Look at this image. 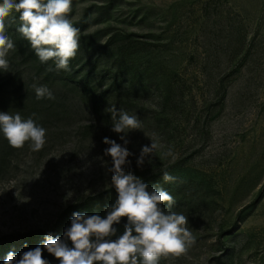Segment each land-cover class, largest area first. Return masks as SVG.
<instances>
[{"label": "rangeland", "instance_id": "374dc122", "mask_svg": "<svg viewBox=\"0 0 264 264\" xmlns=\"http://www.w3.org/2000/svg\"><path fill=\"white\" fill-rule=\"evenodd\" d=\"M69 18L95 47L111 40L114 52H133L129 82L143 92L124 111L142 127L126 136L125 171L167 190L197 238L160 264H264V0H73ZM74 102L41 151L26 144L0 174V241L9 247L48 233L70 206L85 204L90 216L115 202L102 140L122 141L112 119L100 123ZM153 134L163 147L138 167ZM169 145L175 161L160 158ZM165 170L172 182H160Z\"/></svg>", "mask_w": 264, "mask_h": 264}, {"label": "clouds", "instance_id": "9594fccd", "mask_svg": "<svg viewBox=\"0 0 264 264\" xmlns=\"http://www.w3.org/2000/svg\"><path fill=\"white\" fill-rule=\"evenodd\" d=\"M73 0H0V70L8 72L10 51L15 43L8 35L7 18L13 12L19 14L18 33L30 44L39 61H53L55 70L69 71V63L80 48V29L69 18ZM51 70V69H50ZM37 100H54L52 91L45 85H33ZM113 121L111 131L118 134L122 143L104 137L107 145L104 154L110 157L111 184L116 191L115 202L107 208L106 216L73 213L70 227L63 238L48 234L43 246L23 252L19 259L9 252L3 264H49L43 251L59 261V264H160L161 257L187 255L196 244V236L189 227L188 217L173 211L175 198L166 190L149 186L132 171L126 138L131 131L142 127L136 115H130L114 106L108 109ZM32 116L23 118L20 112H0V134L10 147L22 149L26 144L31 151H41L47 143V129L36 123ZM150 145L140 149L136 159L138 167L146 159L152 162L153 154L163 146L153 134ZM162 160L177 159L174 146L169 145L160 154ZM162 180L172 182L174 177L163 171ZM126 218L123 234L116 239L118 225ZM66 241H70L69 247Z\"/></svg>", "mask_w": 264, "mask_h": 264}, {"label": "trees", "instance_id": "16d2710c", "mask_svg": "<svg viewBox=\"0 0 264 264\" xmlns=\"http://www.w3.org/2000/svg\"><path fill=\"white\" fill-rule=\"evenodd\" d=\"M10 18L8 35L15 43V50L10 51L8 55V72L0 70V112L14 114L18 111L25 119L35 113L33 119L36 123L50 130L66 121L76 106L74 101L85 105L88 111L97 117L98 122L107 123L111 119L108 109L114 106V101L123 100V110H127L133 99L141 97L143 91L140 86L129 82L132 68L127 64V58L133 52L122 53L126 48L130 51V46H121L118 52H114V43L111 40L95 47L94 43H91L95 35L80 37V48L69 63V71H57L51 60L42 64L30 44L18 33L19 14L13 12ZM73 25L76 27L77 24ZM34 84L47 86L55 99L37 100ZM17 152H20V149L10 147L8 141L0 134V174L8 169L11 157ZM162 181L161 179L160 182ZM112 191L116 196V191ZM84 211H88L85 204L79 208L70 206L48 233L20 237L22 241L18 248L9 247L10 239L0 241V264H3L9 252H13L19 259L23 252L43 244L46 235L57 237L55 232H64L69 227L64 222L65 219L72 218L73 213L81 214ZM106 213L107 210L96 214L104 217ZM126 223V218H122L120 224L114 225L117 233L111 239L114 240L123 234ZM66 243L71 247L70 241ZM43 258L49 264H59L46 250L43 251Z\"/></svg>", "mask_w": 264, "mask_h": 264}]
</instances>
